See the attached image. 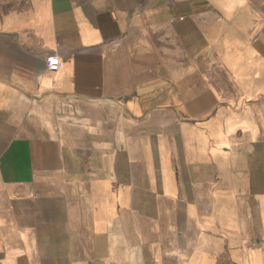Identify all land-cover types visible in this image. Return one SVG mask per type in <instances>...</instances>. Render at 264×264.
<instances>
[{
  "label": "crops",
  "instance_id": "0c3cea01",
  "mask_svg": "<svg viewBox=\"0 0 264 264\" xmlns=\"http://www.w3.org/2000/svg\"><path fill=\"white\" fill-rule=\"evenodd\" d=\"M0 264H264V0H0Z\"/></svg>",
  "mask_w": 264,
  "mask_h": 264
},
{
  "label": "built area",
  "instance_id": "2783aa9c",
  "mask_svg": "<svg viewBox=\"0 0 264 264\" xmlns=\"http://www.w3.org/2000/svg\"><path fill=\"white\" fill-rule=\"evenodd\" d=\"M59 66V57L57 55H49L46 58V67L48 70H57Z\"/></svg>",
  "mask_w": 264,
  "mask_h": 264
}]
</instances>
